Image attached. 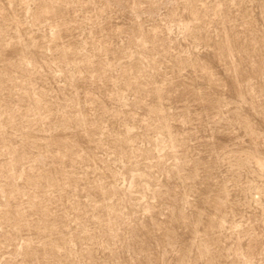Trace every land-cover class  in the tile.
I'll use <instances>...</instances> for the list:
<instances>
[{"label": "rangeland", "instance_id": "rangeland-1", "mask_svg": "<svg viewBox=\"0 0 264 264\" xmlns=\"http://www.w3.org/2000/svg\"><path fill=\"white\" fill-rule=\"evenodd\" d=\"M0 264H264V0H0Z\"/></svg>", "mask_w": 264, "mask_h": 264}]
</instances>
